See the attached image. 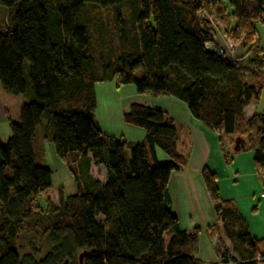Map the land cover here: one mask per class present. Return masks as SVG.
I'll return each mask as SVG.
<instances>
[{
  "label": "trees",
  "instance_id": "obj_1",
  "mask_svg": "<svg viewBox=\"0 0 264 264\" xmlns=\"http://www.w3.org/2000/svg\"><path fill=\"white\" fill-rule=\"evenodd\" d=\"M0 6L8 10L0 25V87L27 101L0 141V264H78L83 252V264H202L194 255L197 233L181 230L170 209V178L186 164L172 121L132 103L122 122L143 130V140L105 136L94 86L114 82L138 95L179 100L221 147L245 141L264 187V116L243 115L264 88V51L255 43L264 0H0ZM226 17L234 26L224 32L218 24ZM213 24L229 39L244 37V49L253 48L247 65L205 49ZM43 122L50 130L42 140L52 143L75 183L74 195L59 190L57 204L46 206L38 201L51 188V172L33 151ZM91 164L104 170V181L90 175ZM201 177L216 217L208 232L219 263L264 264V240L252 238L233 204L220 199L215 176L204 169ZM22 234L42 245L30 242L22 254Z\"/></svg>",
  "mask_w": 264,
  "mask_h": 264
},
{
  "label": "crops",
  "instance_id": "obj_2",
  "mask_svg": "<svg viewBox=\"0 0 264 264\" xmlns=\"http://www.w3.org/2000/svg\"><path fill=\"white\" fill-rule=\"evenodd\" d=\"M233 26V21L226 17L222 19L219 29L226 32ZM256 35L259 49L264 51V45L261 44L264 38V25L257 27ZM114 84V82H104L94 86L95 117L103 135L122 138L129 144H139L143 140V130L127 126L122 122L123 113L132 103L159 109L172 121L177 133L176 150L185 158L186 164L182 170L173 173L170 178L168 184L170 206L173 207L172 212L177 217L180 229L187 234L197 233L194 251L196 258L202 264H220L219 257L214 253L215 239L208 232V228L216 226L217 223L201 177L204 169L215 176L220 199L233 204L251 237L257 241L264 240V200L259 199L263 186L254 170L253 153L246 150L233 153L226 142L221 147L219 137L195 120L188 112L186 105L173 97L149 98V94L138 95L133 86L125 87L128 88V92L123 93L122 87L116 90ZM136 97L139 99H134ZM25 103L27 101L23 96H11L0 87L1 142L4 143L9 138L10 124L18 123L20 108ZM254 114L264 116V88L258 100L250 101L243 110L246 119ZM49 130V126L43 122L38 130L33 151L37 155L38 162L51 172L52 180L53 171L48 165L49 159L59 165V168L64 165L56 157L52 143L48 139L42 140ZM1 138H5V141ZM96 171L101 177L96 175ZM89 173L96 180L104 181L105 179V173L101 167L91 164ZM53 193L50 194L48 190L45 197L39 199L38 204L46 206L47 200L57 204L58 191L55 198L52 197ZM226 245L228 246L227 243Z\"/></svg>",
  "mask_w": 264,
  "mask_h": 264
},
{
  "label": "rangeland",
  "instance_id": "obj_3",
  "mask_svg": "<svg viewBox=\"0 0 264 264\" xmlns=\"http://www.w3.org/2000/svg\"><path fill=\"white\" fill-rule=\"evenodd\" d=\"M7 13H8V10L7 8L5 7H1L0 6V25L3 24L5 21H6V18H7ZM100 19L105 22L108 21L109 22V18L106 16L105 13H102L100 15ZM111 20V19H110ZM221 24V23H220ZM220 24H218V26L220 27ZM105 28L109 31H112V26L108 24L105 25ZM226 38H228L227 36H225ZM115 41V40H114ZM104 45L107 44V42L105 41L103 43ZM111 44V43H110ZM115 44V43H114ZM261 44L264 45V38L261 40ZM115 46V45H114ZM242 73L245 77V81H247V83H251L250 80H251V76H250V70H249V67L247 68H244L242 69ZM106 85H109V84H106ZM115 85V84H114ZM100 86H104V85H100ZM128 86H131V85H128ZM127 86H123L121 89H122V92L125 93V92H128V88H125ZM132 87V86H131ZM116 90H118L119 88H117L115 86ZM124 88V89H123ZM112 90H114V87H112ZM115 91V90H114ZM147 94V93H146ZM149 94V93H148ZM149 98H153L154 96H152L151 94H149ZM134 99H139V97H136ZM121 123V121H120ZM3 139V138H1ZM2 141H5V138L2 140ZM159 159L163 160V159H166L165 156L162 154V153H159L158 155ZM51 169H52V185H51V188L49 189L50 190V194H52L53 192V195L52 197H56L57 196V191L59 190H62L63 194L65 197H70L72 195L75 194V183H74V179L73 177L68 173L67 169L65 167H58L59 165H57L54 161H50L49 159V164ZM56 167V168H55ZM96 175H97V171H96ZM99 177H101V175H97ZM55 194V195H54ZM173 207L170 206V209L171 211H173L172 209ZM32 242L33 244H35L36 246H41L42 243H39V240L35 239V240H31V238L29 236H26L25 234H22L20 237H19V245H21V248H22V254L23 253H27L28 252V249L27 247L29 246V243ZM226 242V241H225ZM227 243V242H226ZM228 244V243H227ZM42 247H45V244H43ZM48 251V248H46L44 251H42V253L40 254V256H38V260L39 259H42L45 254L47 253Z\"/></svg>",
  "mask_w": 264,
  "mask_h": 264
},
{
  "label": "built area",
  "instance_id": "obj_4",
  "mask_svg": "<svg viewBox=\"0 0 264 264\" xmlns=\"http://www.w3.org/2000/svg\"><path fill=\"white\" fill-rule=\"evenodd\" d=\"M218 23V22H217ZM216 24H213V29L215 30L213 43H206L205 49L211 51L215 55L222 57L229 64L234 66H245L248 61L252 59L253 48L245 50L243 47V38L237 39L226 38L225 35L220 33L216 29ZM258 42V37L255 35V43ZM259 199L264 200V187L259 193Z\"/></svg>",
  "mask_w": 264,
  "mask_h": 264
},
{
  "label": "water",
  "instance_id": "obj_5",
  "mask_svg": "<svg viewBox=\"0 0 264 264\" xmlns=\"http://www.w3.org/2000/svg\"><path fill=\"white\" fill-rule=\"evenodd\" d=\"M242 150H246L245 141L242 140L241 138L234 139L233 146H232V152L238 153L239 151H242ZM85 255H86L85 252L79 255L78 264H83V258L85 257Z\"/></svg>",
  "mask_w": 264,
  "mask_h": 264
}]
</instances>
